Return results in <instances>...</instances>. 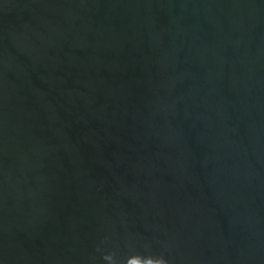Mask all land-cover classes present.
Here are the masks:
<instances>
[{
	"label": "water",
	"instance_id": "water-1",
	"mask_svg": "<svg viewBox=\"0 0 264 264\" xmlns=\"http://www.w3.org/2000/svg\"><path fill=\"white\" fill-rule=\"evenodd\" d=\"M0 264H264V0H0Z\"/></svg>",
	"mask_w": 264,
	"mask_h": 264
}]
</instances>
